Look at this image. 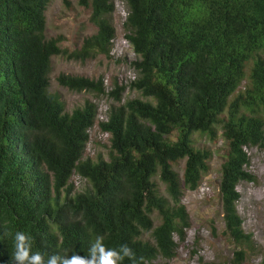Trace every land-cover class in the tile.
I'll use <instances>...</instances> for the list:
<instances>
[{
	"label": "trees",
	"instance_id": "obj_1",
	"mask_svg": "<svg viewBox=\"0 0 264 264\" xmlns=\"http://www.w3.org/2000/svg\"><path fill=\"white\" fill-rule=\"evenodd\" d=\"M124 1L135 78L112 81L108 93L103 78H57L113 100L98 121L94 102L68 113L50 93L51 60L112 58L114 0H78L97 30L73 52L46 37L51 0H0V225L12 234L0 228V264H10L17 231L47 254L87 257L99 235L109 248L129 245L143 264L173 259L175 236L184 240L190 228L184 193L211 171L214 153L196 146L197 134L224 141L219 199L233 264L258 249L237 205L240 183L255 181L249 150L264 149V0ZM127 90L143 99L122 103ZM95 125L109 136L108 160L85 157ZM74 175L90 187L77 191Z\"/></svg>",
	"mask_w": 264,
	"mask_h": 264
},
{
	"label": "rangeland",
	"instance_id": "obj_2",
	"mask_svg": "<svg viewBox=\"0 0 264 264\" xmlns=\"http://www.w3.org/2000/svg\"><path fill=\"white\" fill-rule=\"evenodd\" d=\"M68 7L64 0H51L47 11L46 37L62 38L61 47L68 52L81 48L85 38L96 33V26L91 23V10L79 6L78 0H68ZM115 11L109 17L116 30L111 52L112 58L98 56L85 63L68 60L64 56H54L51 60L50 93L59 95L66 112L71 113L76 108L84 106L86 101L94 102L98 106V121H105L109 106L113 100L102 95L97 97L88 92L77 93L58 84L57 78L61 74L71 76H85L91 79H104L106 92L111 91V83L117 80L120 84H128L135 74L130 63L137 57L125 38L123 24L128 12L124 0H114ZM141 98L137 92L127 90L122 96V103L128 99ZM97 121V122H98ZM196 146L212 150L210 162L211 171L204 177L196 191H185L183 203L190 217V228L185 232V239L177 236L178 248L176 256L171 260L159 257L152 264H233L234 243L223 235L225 229L224 215L219 199V183L221 166L224 162V141L219 138L211 142L207 137L196 135ZM109 136L101 132L98 125L90 130V141L87 145L85 157L98 160L109 158ZM249 172L254 176L253 182H242L238 186L240 200L238 212L243 219L244 231L252 234L255 246L258 248L250 254L245 264H264V149L249 150ZM185 161L174 165L180 174L184 173ZM72 183L77 191H85L90 185L78 175H74ZM161 191L165 194V185L156 179ZM156 219L157 215H153ZM157 224V223H156ZM145 240L153 242L150 233L145 234Z\"/></svg>",
	"mask_w": 264,
	"mask_h": 264
},
{
	"label": "clouds",
	"instance_id": "obj_3",
	"mask_svg": "<svg viewBox=\"0 0 264 264\" xmlns=\"http://www.w3.org/2000/svg\"><path fill=\"white\" fill-rule=\"evenodd\" d=\"M3 234L12 235L5 222L0 225ZM13 239L14 251L11 254L10 264H143V258H138L134 250L127 244L119 248H109L104 243L103 236H97L91 247L87 250L88 256L73 254L68 255L47 254L41 251H33L32 237L23 232H15Z\"/></svg>",
	"mask_w": 264,
	"mask_h": 264
}]
</instances>
